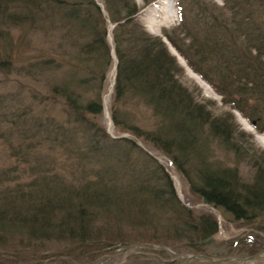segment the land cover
<instances>
[{"label": "trees", "instance_id": "1", "mask_svg": "<svg viewBox=\"0 0 264 264\" xmlns=\"http://www.w3.org/2000/svg\"><path fill=\"white\" fill-rule=\"evenodd\" d=\"M102 1L103 10L95 0H0L3 52L14 28L48 46L29 66L41 108L0 94V144L10 161L0 167V264H97L129 245L152 252L159 264H231L222 260L258 254L253 239L217 241L215 217L185 207L162 165L131 139L109 136L100 117L113 51L114 128L164 154L202 203L263 231L264 152L233 112L264 135V0H176L178 25L162 32L229 108L220 114L196 86L181 82L183 67L136 20L135 0ZM9 65L0 58V70ZM241 165L251 169L248 178ZM178 255L220 262L177 263Z\"/></svg>", "mask_w": 264, "mask_h": 264}, {"label": "rangeland", "instance_id": "2", "mask_svg": "<svg viewBox=\"0 0 264 264\" xmlns=\"http://www.w3.org/2000/svg\"><path fill=\"white\" fill-rule=\"evenodd\" d=\"M98 4V6L103 10V1L102 0H95ZM218 6L222 5V0H213ZM137 6L139 7V12L136 15V20L139 21V23L142 25L145 31H148L154 36H160L162 39H164L162 32L164 30H168L170 28H174L178 25L179 19L177 18V8H174L176 12V19L175 21L172 19H166L163 12H161L159 9H155L154 3L152 2L150 4H147L143 6V2L141 0H135ZM176 2V0H175ZM160 19V20H159ZM155 22H157L155 24ZM113 27L109 24L108 25V33L107 41L112 46L113 43H111V29ZM19 36H25V38H21ZM8 37L10 39V46L6 47L5 52H3V48L0 46V58H9L10 65L7 68H1L0 70V94L8 95V96H16L19 97V101L21 103L26 105H32L31 107L33 109H39L41 106L38 103H40V96L42 94V89L40 88V83L38 79H36L35 72L29 68L33 56L36 54H39L38 50L46 49L48 48L47 44L38 41L35 36L31 35V33H23L20 29H11L9 30ZM3 42V41H2ZM166 42V41H165ZM169 44V42H168ZM167 47H169V45ZM171 46V45H170ZM169 50V48H168ZM112 54V66L109 68V70L106 73V81L104 83V90L102 94V108L103 113L101 115V124L102 127L106 130V133L111 136L112 138L118 139L120 137L131 139L135 145L138 148H142L151 158L156 159L159 164L162 165V167L166 170L167 174L169 175V178L172 180V186L173 190H175V194L177 195L178 200L185 206L190 208V210H193L196 214L198 213H210L212 214L215 219L218 222V230L219 233L216 235V240H231L232 238H249L257 241L260 244L259 252L258 254L264 255V230L262 231L261 228H258V226H252V227H245L241 224L234 223L230 221L228 216H224L220 210H216L212 208L209 205H206L200 201V199L196 198L191 194V191L188 186V182L182 178V176L179 174L177 169L171 164L170 160L166 158L164 154H162L159 150L156 148H153L149 143L144 141L142 138H137L131 134H127L122 131H118L116 128H114L112 124V120L110 118V111L111 107L110 104L113 99V84L115 80V69H116V60L115 55ZM179 64L184 69V76L181 77V82L184 83L188 87L196 86L199 89V92L201 93L202 99L215 102V107L212 109L213 113L220 114L224 112L225 110L229 111V108L227 106H222V103L220 102V97L216 94V97L209 96V93L202 89L199 84L188 75L186 66H183V61H178ZM182 62V63H180ZM184 64V63H183ZM5 65V64H4ZM204 82V81H203ZM209 86V85H208ZM211 89V88H210ZM212 90V89H211ZM214 92V91H212ZM33 97H36L33 98ZM39 99V100H37ZM43 107V106H42ZM143 115L148 117V112H146L144 109L140 110ZM47 113H55L60 115V110L57 109V105H54L52 108L51 106L46 107ZM235 116L236 123L239 124L240 129L245 133H250L253 136V143H255V147L257 149H260L264 152V145L260 144L256 139L252 132L246 131L243 129L241 123L237 119V114L233 112ZM254 130V129H253ZM255 131V130H254ZM256 132V131H255ZM263 135V134H261ZM221 150L216 151V156H218L220 159H224V155L221 153ZM230 159L231 156L228 155ZM226 158V157H225ZM225 160V159H224ZM10 161L8 160L7 155H5L3 147L0 144V167H4V165H7ZM228 165H233L232 160L228 161ZM251 172V169L248 168L245 165L240 166V175L244 176L245 178L249 177V174ZM263 244V245H262ZM131 246V245H129ZM128 246H125L124 248H116L113 252H107L105 253L100 261L97 264H159L154 261L155 255H153L152 252L148 250H141L139 246L135 245L133 246V249H127ZM206 252L208 254H218L217 250L214 247H209L206 249ZM173 256L175 254L171 253ZM183 257H189V256H183L178 255L175 257V262L179 261H189L185 260ZM246 258V257H243ZM238 258V259H243ZM238 259H233L231 264H241V262L238 261ZM60 260H54L49 259L45 260L43 264H61ZM246 264H264V260H254L253 262H248Z\"/></svg>", "mask_w": 264, "mask_h": 264}, {"label": "bare ground", "instance_id": "3", "mask_svg": "<svg viewBox=\"0 0 264 264\" xmlns=\"http://www.w3.org/2000/svg\"><path fill=\"white\" fill-rule=\"evenodd\" d=\"M174 3L175 0H156V2L154 3V7L155 9H159L161 12H163V14L165 15V20L166 19H172L175 21L176 19V12H175V8H174ZM160 20V19H159ZM157 22H155L156 24ZM187 73L190 77H192L202 89H205L208 93L209 96L211 97H216L215 92H212V90L210 89V87L203 82L199 77H197V75H195L193 73V71H190L187 67H186ZM237 119L238 121L241 123L243 129H245L246 131H250L254 134L255 139L262 145H264V135H261L259 133H256L250 126L249 123L246 122L241 116L240 114H237Z\"/></svg>", "mask_w": 264, "mask_h": 264}, {"label": "water", "instance_id": "4", "mask_svg": "<svg viewBox=\"0 0 264 264\" xmlns=\"http://www.w3.org/2000/svg\"><path fill=\"white\" fill-rule=\"evenodd\" d=\"M163 41H166V40L163 39ZM165 43L168 44L167 41ZM168 45H169V47H168L169 48V51H171V53L177 58V61H180V60L183 61V59L178 56L177 52L173 50V48L170 46V44H168ZM180 63H182V62H180ZM183 63H182V65L183 66H186L188 68V66L186 65L185 61H183ZM235 114H239V113L238 112H235ZM249 126L252 128V126L250 124H249ZM211 240H212V238L210 237L209 239H207V240H205L203 242L210 243ZM149 247L154 248V249H162V250H165L164 248H161V247H154V246H149ZM127 249H133V246H128ZM183 258L185 260H189V259H198V260H200L201 259V260H204V261H206L208 263H211V262H220V261L214 260L213 258L206 257L204 255H189V257H183ZM233 259L234 258H232V259L228 258V259H223L222 261H232ZM254 260H264V255L256 254V255H253V256H250V257H246V258H243V259H238V261L241 262V264H246L248 262H253Z\"/></svg>", "mask_w": 264, "mask_h": 264}]
</instances>
